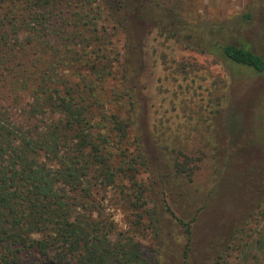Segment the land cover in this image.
Returning a JSON list of instances; mask_svg holds the SVG:
<instances>
[{
  "label": "trees",
  "instance_id": "trees-1",
  "mask_svg": "<svg viewBox=\"0 0 264 264\" xmlns=\"http://www.w3.org/2000/svg\"><path fill=\"white\" fill-rule=\"evenodd\" d=\"M107 3L125 35L121 105L126 111L113 117L114 126L118 141L128 128L135 132L127 170L144 168L153 179L150 189H136L133 173L136 208L150 204L148 191L166 200L165 208L154 201L153 209L145 210L159 250L150 261L132 235L113 237V222L100 213L98 181L114 186L118 170L104 145L108 135L91 131L87 98L62 73L76 53L53 42L54 10L66 14H59L62 27L73 21L82 31L92 8L81 1L68 18L62 0H0V264H225L233 242H242L237 264H264V90L253 81L264 75V0H253L225 23L184 17L161 0ZM152 26L220 60L230 73L232 111H249L240 116L232 144L216 161V181L205 190L203 206L182 179L191 175L188 163L170 160L169 145L159 138L152 151L145 129L140 38ZM218 128L213 130L220 136ZM156 162L167 172L159 173ZM219 195L226 196L223 216L201 234L199 260L197 227L204 208L216 204ZM253 221L258 229L251 231ZM179 227L185 228V245Z\"/></svg>",
  "mask_w": 264,
  "mask_h": 264
},
{
  "label": "rangeland",
  "instance_id": "rangeland-1",
  "mask_svg": "<svg viewBox=\"0 0 264 264\" xmlns=\"http://www.w3.org/2000/svg\"><path fill=\"white\" fill-rule=\"evenodd\" d=\"M63 9L68 18L80 9L76 4L85 1L91 8L90 19L79 31L73 21L62 27L60 12L54 10L55 33L54 45L70 46L76 53L66 69L72 84L87 98L89 106L91 131L108 135V151L113 154L111 165L118 170V180L114 186L98 181L100 213L113 222L116 234L113 237L128 233L140 245L144 256L152 260L159 249L153 227L150 226L145 210L153 209L154 201L166 207V200L147 192L150 204L141 211L134 205L135 188L146 185L151 188L152 177L144 168L132 174L127 170L128 158L135 154V132L128 128L127 137L118 141L120 134L114 126V116H124L126 108L121 105L124 96L122 84V68L125 63V35L116 18L110 16L107 0H62ZM169 6H175L187 18L200 21L228 22L232 17L243 13L253 0H161ZM141 70L139 91L144 104L145 129L151 137L153 145L168 144L167 155L170 160H181L188 163L187 172L190 177L182 178L186 187L190 188L200 206L205 204V190L216 181L217 159L223 157L226 146H230L235 138L237 121L240 116H248L247 109L232 111L230 89V73L228 68L211 55L203 54L193 46L171 38L164 30L157 27L142 30ZM80 33H85L87 40ZM70 36V37H67ZM264 90V75L253 79ZM80 84V86H78ZM89 87L93 88L90 90ZM4 98L0 89V100ZM233 105V104H232ZM1 108V101H0ZM218 112V113H217ZM59 115V114H56ZM206 121V122H205ZM218 128L220 136L214 133ZM96 127V128H95ZM157 148V146H156ZM166 159V158H165ZM167 160V159H166ZM163 162V159L161 160ZM219 162V159H218ZM159 173H166L164 164L156 162ZM126 171H121L125 169ZM135 172L138 185L133 188L131 177ZM130 178V179H129ZM213 186V185H212ZM212 188V187H211ZM202 189L201 193L194 190ZM226 192V190L224 191ZM225 195V194H223ZM226 196L218 198L213 206L204 208L201 226L197 227L195 240L197 257L202 260L201 235L206 229L218 226L223 216L222 208L226 204ZM220 202V203H219ZM143 212V213H142ZM177 213V212H176ZM178 214V213H177ZM140 215L143 216L140 222ZM179 215V214H178ZM258 221H253L250 230H257ZM181 242L185 245L187 234L185 228L177 230ZM202 236V237H200ZM237 243V244H236ZM242 244L239 243V245ZM233 242L227 252L225 264H237L242 248ZM254 254H259L257 251ZM262 259V258H261ZM181 263V261H180ZM257 264V263H256ZM261 264V263H260Z\"/></svg>",
  "mask_w": 264,
  "mask_h": 264
}]
</instances>
